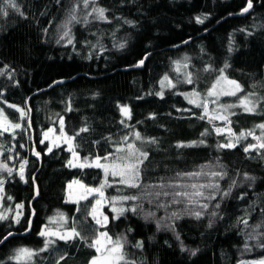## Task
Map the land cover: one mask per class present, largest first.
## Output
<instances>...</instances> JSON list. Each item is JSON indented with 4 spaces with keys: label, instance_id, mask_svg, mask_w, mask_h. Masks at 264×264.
Segmentation results:
<instances>
[{
    "label": "trees",
    "instance_id": "16d2710c",
    "mask_svg": "<svg viewBox=\"0 0 264 264\" xmlns=\"http://www.w3.org/2000/svg\"><path fill=\"white\" fill-rule=\"evenodd\" d=\"M15 3L19 11L0 12V108L12 123L21 124L12 133L0 134V165L6 166L0 168L4 181L0 214L8 217L0 220V240L8 233L18 236L0 243V261L16 264L8 257L27 247L38 252L32 264H90L97 253L88 245L105 231L114 240L121 234L127 237L126 259L135 264L264 260V148L258 127L264 124V0H252L253 10L245 18L236 16L248 0H90L87 8L83 0ZM77 5V20L69 23ZM93 8L105 9L106 19H98ZM197 17L204 22L197 23ZM69 29V37L61 39ZM142 59L143 68L138 70ZM221 69L242 91L222 99L225 105H236L226 122H209L203 107L190 104L185 94L208 96ZM189 74L191 84L186 82ZM165 75L175 87L167 82L161 86ZM56 82L65 84L51 88ZM244 97L253 100L254 112L239 105ZM8 105L23 109L26 116L21 118ZM122 107L130 109V118L122 114ZM61 119L64 132L75 137L73 146L83 162L115 153L117 147L127 150V144L148 153L140 165L139 187L117 183L105 189L106 227L100 228L89 215L94 197L67 202L71 182L98 188L104 174L94 167H70L66 145L48 151L44 133L49 129L60 133ZM217 128L222 131L217 133ZM230 138L235 147H218ZM153 139L155 143L150 142ZM250 145L255 147L246 152ZM194 172L201 175H184ZM212 172L227 175L221 179ZM193 184L219 188L193 189ZM197 190L204 196H191L192 202L174 195ZM133 195L139 198L119 202L116 206L126 211L113 219L111 198ZM21 204L22 209L17 207ZM134 206L135 213L130 211ZM196 212L201 213L199 218ZM33 213L30 234L20 236L29 229ZM52 218L57 222L50 224ZM74 224L80 237L67 242L51 237L54 244L39 251L45 241L39 233L45 226L63 232ZM138 241L142 248L134 247Z\"/></svg>",
    "mask_w": 264,
    "mask_h": 264
},
{
    "label": "snow or ice",
    "instance_id": "6c2138e0",
    "mask_svg": "<svg viewBox=\"0 0 264 264\" xmlns=\"http://www.w3.org/2000/svg\"><path fill=\"white\" fill-rule=\"evenodd\" d=\"M90 0H83V5L85 8L88 7ZM92 3H95V0H91ZM77 6H74L72 9V14L70 16V20L69 23H71L72 21H76L77 17L75 15V11ZM253 7L252 4V0H248L247 6L242 10L243 12H248L251 8ZM6 8H12L15 9L16 11H19V7L17 6V4L15 3V0H0V12H2L4 15H7L8 12L6 11ZM93 12L96 13V16L98 19L100 20H105V9L103 8H93L92 10ZM92 13H88V15H91ZM126 23H131L130 21H125ZM196 22L197 23H203L204 20L200 17L196 18ZM70 34V29L68 31H65L63 33V36L61 37V39H63L64 37H69ZM59 43V41H57ZM68 43L71 44L72 43V39L69 38L68 39ZM119 47L123 48L124 45L121 44L119 45ZM232 49L229 48V51H231ZM146 59V57H145ZM144 60L142 59L141 61H139L137 66H141L143 65ZM177 64V71L180 70L179 65L180 62L177 61L175 62ZM225 67H228L227 64H225ZM0 74H3V70H0ZM165 82H167V86L168 87H175V85L172 84L171 80H169V77L167 75H165L163 77V79L161 80V86L163 87L165 85ZM186 82L191 84L193 83L192 79H191V75L189 74L186 78ZM222 82H226L228 85H231L232 88L225 90L222 87ZM219 89V90H218ZM242 91L241 86L239 85V83H237L235 80H229L226 76L223 75V69H221V75L216 79L215 83L212 84L211 88L208 90L207 95L209 97H216L217 99L219 98V96L221 95H226V96H235L237 94V92ZM157 95H160L161 97L163 96V93H157ZM199 93L193 91L192 93H188L185 94L186 98L188 99V102L190 104H195L196 107H203L204 109V113L205 115L208 114L209 109H208V104L207 102H198L196 99H193V97H199ZM249 96H251V94H249ZM216 101L214 100L213 103H215ZM241 105L244 106V110L247 112H254L255 111V105L253 104V106L249 107L248 105L252 104L253 102L249 99V97H244L241 99L240 101ZM236 105H230V104H226V105H222L221 107L227 111L229 108L235 107ZM8 107L10 108H15V110L17 112L20 113L21 118L26 116V113L24 112L23 109L15 106V105H8ZM121 112L122 114H124L126 117L130 118V109L127 107H122L121 108ZM223 119L227 121V117L226 116H210L209 117V122H211L212 119ZM200 119H204V116H201ZM230 123V121H228ZM123 123V121H122ZM30 127V125H29ZM258 127H260L261 129H264V124L258 125ZM21 128V124L19 123H12L9 119L8 116L5 115L4 110L2 108H0V134H2V132H8L10 129L11 130H15V129H19ZM49 131H52L51 129H49ZM81 132H86L88 131L87 128H81L80 129ZM222 130L217 128L216 132L220 133ZM229 132H231V129H229ZM206 133H202V135H205ZM76 135H79V133H77ZM234 135V134H233ZM248 135H253V133L249 132ZM136 139L140 140L141 139V135L140 133H135ZM244 133H241L239 137H237V142L239 141L240 137H243ZM60 137H63L65 142L68 144L69 147V151L72 152V155L74 158L77 159V161L79 160L78 157V153H76L73 150V141L75 139L74 136H68L65 132H64V121L63 119H61L60 121ZM44 138L47 139L48 138V132L44 133ZM259 139V138H257ZM124 140H127V137L124 138ZM44 141L42 140L41 143H43ZM151 143H155L156 141L153 139L150 141ZM196 142H193V144H195ZM200 143H204L203 141H200ZM59 146V145H57ZM184 146V145H181ZM236 144L232 142L231 138L229 139V141L225 144H220L218 145L219 148H233L235 147ZM255 147V145H250L249 147H246L244 150L247 152L249 151V148ZM261 148H264V143L260 144ZM48 151L51 152L52 151V147L49 146L48 147ZM121 153H124L123 155H121ZM37 156H39V153H36ZM114 157V158H112ZM111 158V159H110ZM148 158V153L141 151L139 148H137L134 144H127V150H125V148L123 147H117L116 148V152L115 153H109L108 155L104 156V157H96L95 161L93 163H89L88 160L85 158L83 163H74L73 160H69L68 161V165L70 167H96V168H101L104 171V176L105 179L104 181L100 184V186L98 188H87L85 187L83 184H80V181H73L72 183L74 184H80L81 188H84L85 194L81 195L79 199L81 200H86L88 198V195L96 193L98 194L99 198L96 199V202L94 205H92V210L89 213V215L92 216V219L95 221L96 225H99L101 227H106L107 223H108V216L103 215L102 212H100V207H102V200L104 198V191L103 189L105 187H111V184H109L108 182V176L111 175L112 177H119V183L126 185L128 187H132V188H137L139 187V183L138 181L140 180V165L143 164L144 160H146ZM101 159H103L104 161H106V163H101ZM26 163V162H25ZM6 167L5 165H0V168H4ZM7 171L9 173V175H11L12 173V169L11 168H7ZM184 175L187 176H198L201 175V173H185ZM212 176H220L221 179H223L227 173H220V172H212L211 173ZM20 178L24 179V165H21L20 168ZM3 183L4 181L0 180V192L3 191ZM235 183V182H233ZM71 184L69 185V188H71ZM161 187H163V185H161ZM178 187V185H177ZM191 187L193 189H197L199 188H204V187H208V188H216L218 189L219 186L216 184H207V185H199L197 186L196 184L191 185ZM231 191V186L229 188V192ZM229 192H225L224 195L227 196L229 194ZM150 195V194H149ZM157 196L159 195V193L156 194ZM164 195H168V193H164ZM175 196H184V197H188L189 201H191V196H204V193L202 191H195L192 194H189L187 192H176L174 193ZM139 197L138 196H119V197H112L110 200V205L112 207V211L114 213H116V215L113 217V219H119L120 216H122L126 209L124 207H117L116 205L119 202L122 201H128V200H137ZM209 199L214 198L213 196H209ZM8 199H12L11 197H8ZM78 202V201H77ZM177 203H179V201H175ZM18 208H23V205H17ZM204 208H207L208 205L205 204L203 205ZM216 207H219V205H216ZM130 211H132L133 213H135L137 211V208L134 206L130 209ZM19 215L20 213L17 214L15 221L16 223H19ZM149 215H152L151 213ZM176 213H173V216H176ZM196 217L199 218L201 213L196 212L195 213ZM213 215H215V213H213ZM60 216V220L63 221L64 217L63 214H59ZM8 219V217L4 214H0V220H6ZM57 221L55 220V218L50 219L49 223H56ZM247 220L244 221L245 226H247ZM30 224V221H29ZM257 227H260V225H257ZM27 231V230H26ZM130 231V229H129ZM13 235L12 233H8V236H5L3 238V240H7L9 236ZM39 235L41 237H45V241H44V246L43 248L39 249V251H45L49 248L50 245L54 244V240L49 239V237H56L60 240H64L65 242L70 241L72 239H75L76 237H80V232H78L76 230L75 224L72 226V228L70 230H65L63 232H61L60 228H56V229H52L49 228L48 226H45V229L42 230ZM83 238V237H81ZM177 239H179V236L177 235ZM3 240H0V243H3ZM127 243V237L123 234H121L120 236H118L115 240L108 234L107 231L105 232H99L98 235L96 236V238L92 241V243H90L88 246L91 248H95V251L97 253V255L95 257L92 258V260L90 261V264H135V261H130L128 259H126V253L124 252V244ZM264 246V245H261ZM134 247L136 248H142L143 247V242L142 241H138ZM247 247V246H246ZM183 250V248H182ZM195 253L193 252V255ZM38 255L37 251H34L32 249H29L27 247H20L18 249H15V255L14 256H10L8 257V259L10 260H15L16 264H32V260L33 257ZM63 257H61L62 259ZM0 264H4L3 261H0ZM251 264H264V260H260V261H254L251 262Z\"/></svg>",
    "mask_w": 264,
    "mask_h": 264
},
{
    "label": "rangeland",
    "instance_id": "374dc122",
    "mask_svg": "<svg viewBox=\"0 0 264 264\" xmlns=\"http://www.w3.org/2000/svg\"><path fill=\"white\" fill-rule=\"evenodd\" d=\"M222 87L225 89V90H228V89H231L232 88V86L231 85H228L226 82H222ZM219 90V89H218ZM241 91H239V92H237V94L235 95V96H226V95H221V96H219V98L217 99L216 97H209V96H206L205 98H203V97H201V96H199L198 98L197 97H193V99H196L198 102H201V103H203V102H207V104H208V109H209V112H208V114H207V116H208V118L210 117V116H217V117H219V116H228L229 115V111H230V108L227 110V111H225L221 106L222 105H225V104H223L221 101H222V99L223 98H227V97H232V98H234V97H236V96H238L239 95V93H240ZM250 99V98H249ZM188 100V99H187ZM216 101L215 103H213V101ZM252 102H253V100L252 99H250ZM240 101H241V99H240ZM253 104H254V102L252 103V104H250V105H248L249 107H251V106H253ZM193 105H195V104H193ZM239 105L242 107V108H244V106H242L241 105V103L239 102ZM214 120H219V121H221V122H226V120H223V119H219V118H216V119H214ZM16 130V129H15ZM14 130V131H15ZM13 130H9L8 132H10V133H12V132H14ZM259 134H260V136H259V138H260V140H259V143L261 144V143H264V129H260V132H259ZM45 139V138H44ZM47 142H48V145L49 146H51L52 148L53 147H55V146H57V145H59V146H61V145H66V147H67V150L69 151V147H68V144L65 142V140H64V138L63 137H60V133H57V132H55V131H49L48 132V138L47 139H45ZM73 146V145H72ZM73 150L75 151V149H74V146H73ZM70 152V154H71V160H73V162L74 163H77V162H79V163H83V161L79 158V160L77 161V159L76 158H74L73 157V155H72V152L71 151H69ZM76 152V151H75ZM121 155H123V154H121ZM95 160H93V161H88L89 163H93ZM101 163H106V162H102L101 161ZM78 167V166H77ZM25 168V167H24ZM81 168V167H80ZM84 168H87V167H84ZM94 168H96V167H94ZM98 169H101V168H98ZM102 170V172H103V174H104V171H103V169H101ZM104 179H105V176H104ZM108 182H109V184H111V185H113V184H120L119 183V177H112L111 175H109L108 176ZM72 185L71 186V188H69V185ZM69 185H68V189H67V202H69V203H79L80 201H84V200H81V199H79L80 198V196L81 195H84L85 194V191H84V188H81V186H80V184H82V183H80V184H74V183H70ZM85 186V185H84ZM86 187V186H85ZM88 188V187H87ZM107 187H105L104 189H103V191H104V198H103V200H102V207H100V212H102L103 213V215H105V213H104V208H105V206L107 205V203H106V198H105V189H106ZM3 194H4V192L2 191V192H0V208L2 207V199H3ZM90 197H94V204H95V202H96V199H98L99 198V196H98V194H96V193H93V194H90V195H88V198H90ZM87 198V199H88ZM78 201V202H77ZM108 222H109V219H108ZM108 224V223H107ZM99 226V225H98ZM107 226V225H106ZM100 228H103V227H101V226H99ZM49 238H51V237H49ZM52 238H56V237H52Z\"/></svg>",
    "mask_w": 264,
    "mask_h": 264
},
{
    "label": "water",
    "instance_id": "95a60500",
    "mask_svg": "<svg viewBox=\"0 0 264 264\" xmlns=\"http://www.w3.org/2000/svg\"><path fill=\"white\" fill-rule=\"evenodd\" d=\"M252 10H253V7H252L248 12H246V13L242 11V12L239 13L236 17H238V18H245V17H247V16H249V15L251 14ZM189 43H190V42L184 43V44H182L181 46H179L178 48L185 47V46L188 45ZM143 65H144V64H143ZM143 65L138 66L137 69H138V70L142 69V68H143ZM64 84H65V82H56L55 84H53V86H52L51 88H54V87H57V86H61V85H64ZM35 194H36V197H35V200H36V199H37V190H35ZM34 217H35V214L33 213V214H32V218H31V221H30V224H29V229L27 230V232L23 233V234L20 235V236H27V235L30 234L31 226H32V222H33V220H34ZM16 236H18V235H17V234H13V235L9 236L7 240H4V241H3V243H5L6 241H8V240H10L11 238H14V237H16ZM1 245H2V243H1Z\"/></svg>",
    "mask_w": 264,
    "mask_h": 264
}]
</instances>
